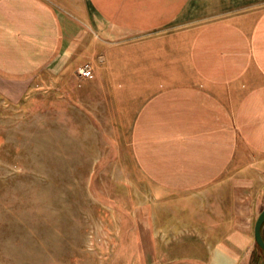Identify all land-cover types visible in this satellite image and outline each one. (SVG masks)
<instances>
[{
	"label": "crops",
	"instance_id": "crops-1",
	"mask_svg": "<svg viewBox=\"0 0 264 264\" xmlns=\"http://www.w3.org/2000/svg\"><path fill=\"white\" fill-rule=\"evenodd\" d=\"M191 1L0 0V94L18 102L88 63L154 192L260 183L264 198V0L172 18Z\"/></svg>",
	"mask_w": 264,
	"mask_h": 264
},
{
	"label": "rangeland",
	"instance_id": "rangeland-1",
	"mask_svg": "<svg viewBox=\"0 0 264 264\" xmlns=\"http://www.w3.org/2000/svg\"><path fill=\"white\" fill-rule=\"evenodd\" d=\"M217 1L175 6L172 18H213L228 9ZM59 79L15 103L0 94V264H264L260 183L154 192L98 78Z\"/></svg>",
	"mask_w": 264,
	"mask_h": 264
},
{
	"label": "water",
	"instance_id": "water-1",
	"mask_svg": "<svg viewBox=\"0 0 264 264\" xmlns=\"http://www.w3.org/2000/svg\"><path fill=\"white\" fill-rule=\"evenodd\" d=\"M264 223V208L259 212L254 223V239L255 242L264 250V239L262 237L261 229Z\"/></svg>",
	"mask_w": 264,
	"mask_h": 264
},
{
	"label": "built area",
	"instance_id": "built-area-1",
	"mask_svg": "<svg viewBox=\"0 0 264 264\" xmlns=\"http://www.w3.org/2000/svg\"><path fill=\"white\" fill-rule=\"evenodd\" d=\"M77 73L82 77H88V78H91L94 75L93 69L88 63L78 66Z\"/></svg>",
	"mask_w": 264,
	"mask_h": 264
},
{
	"label": "trees",
	"instance_id": "trees-1",
	"mask_svg": "<svg viewBox=\"0 0 264 264\" xmlns=\"http://www.w3.org/2000/svg\"><path fill=\"white\" fill-rule=\"evenodd\" d=\"M263 225H264V223H263ZM263 225H262L261 233H262V237H263V239H264ZM256 245H257V247H258L259 249H261L260 246H259L257 243H256Z\"/></svg>",
	"mask_w": 264,
	"mask_h": 264
},
{
	"label": "bare ground",
	"instance_id": "bare-ground-1",
	"mask_svg": "<svg viewBox=\"0 0 264 264\" xmlns=\"http://www.w3.org/2000/svg\"><path fill=\"white\" fill-rule=\"evenodd\" d=\"M189 123V122H188Z\"/></svg>",
	"mask_w": 264,
	"mask_h": 264
}]
</instances>
